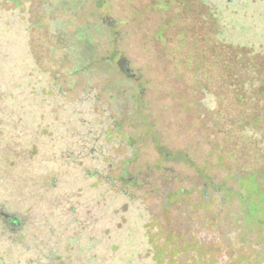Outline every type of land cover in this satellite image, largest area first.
Segmentation results:
<instances>
[{
    "label": "rangeland",
    "instance_id": "374dc122",
    "mask_svg": "<svg viewBox=\"0 0 264 264\" xmlns=\"http://www.w3.org/2000/svg\"><path fill=\"white\" fill-rule=\"evenodd\" d=\"M0 35L3 264H264L230 192L264 166V0H0Z\"/></svg>",
    "mask_w": 264,
    "mask_h": 264
},
{
    "label": "trees",
    "instance_id": "16d2710c",
    "mask_svg": "<svg viewBox=\"0 0 264 264\" xmlns=\"http://www.w3.org/2000/svg\"><path fill=\"white\" fill-rule=\"evenodd\" d=\"M245 1H248V0H245ZM3 38L4 37L0 35V98H3L5 93H7L6 91L3 90V84L6 82V79L8 77L9 72L6 69V66L8 65L7 60L10 59V55L8 56L6 51L3 49V44H4ZM14 52L15 51L12 52L13 53L12 55H14ZM13 60L17 62L18 57L15 56ZM18 98L19 97H17L16 99L18 100ZM257 122L258 120L255 119L254 123L256 124ZM263 149H264V146H263ZM9 155L12 156V154L10 153ZM263 162H264V156H263ZM258 176L261 177V180L263 182L264 181V166H263V170L259 173V175L255 173V174H246V175L237 176L236 181L238 184V189L230 191L231 193H234L237 196V201L239 202V205H240V210H239L240 217L245 219V225H247L249 229L248 231L253 230L254 228L258 226L264 227V207L253 201V197L255 194L254 191H256L257 187L260 186L259 185L260 182H258L255 179ZM130 182H131L130 180H128L127 182L124 181L125 184H128ZM205 182L206 181H204V184L207 185ZM248 182L251 183L252 185L249 186ZM260 193L261 191L259 189V194ZM3 263H4V260L0 259V264H3Z\"/></svg>",
    "mask_w": 264,
    "mask_h": 264
},
{
    "label": "flooded vegetation",
    "instance_id": "af4514ba",
    "mask_svg": "<svg viewBox=\"0 0 264 264\" xmlns=\"http://www.w3.org/2000/svg\"><path fill=\"white\" fill-rule=\"evenodd\" d=\"M90 51L91 50H89L88 47H86L85 49H83L82 53L90 52ZM112 55H114L115 58L117 57L116 54H112ZM111 57L113 58V56ZM111 57H109V60H107L108 63L115 62L113 60H110ZM116 65H117L118 71L122 74L123 79L133 81L134 83H138V79L135 78L134 74L132 73L129 63L126 60V58L124 57L118 58V60L116 61ZM0 220H2V224L4 228L6 229H9V227L12 226L14 228H17L18 230L24 226V222L20 220L16 214L5 212L1 208H0Z\"/></svg>",
    "mask_w": 264,
    "mask_h": 264
}]
</instances>
